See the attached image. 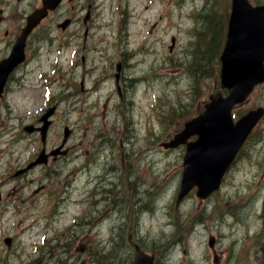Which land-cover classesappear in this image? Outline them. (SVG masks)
<instances>
[{
	"label": "rangeland",
	"instance_id": "obj_1",
	"mask_svg": "<svg viewBox=\"0 0 264 264\" xmlns=\"http://www.w3.org/2000/svg\"><path fill=\"white\" fill-rule=\"evenodd\" d=\"M205 1L65 0L34 30L27 62L0 97V264H131L133 242L156 264H264V117L204 200L192 190L176 205L184 146H162L219 88V66L197 72L202 78L189 67ZM39 4L0 0V58ZM50 98L62 101L48 146L67 125L68 155L14 176L41 147L24 127ZM258 105L264 83L234 108L235 118ZM118 116L125 132L118 155L105 159L108 148L89 155L86 141Z\"/></svg>",
	"mask_w": 264,
	"mask_h": 264
},
{
	"label": "water",
	"instance_id": "obj_2",
	"mask_svg": "<svg viewBox=\"0 0 264 264\" xmlns=\"http://www.w3.org/2000/svg\"><path fill=\"white\" fill-rule=\"evenodd\" d=\"M60 1L42 0V6L34 9L27 17L26 25L10 55L0 61V94L8 74L24 59L28 34L48 10L54 9ZM68 22L66 20L62 26L65 27ZM219 59L220 88L226 89V93L223 94L221 90L212 93L204 110L185 122L183 129L164 144L166 147L186 144L177 203L194 186L197 187L196 196L200 199L208 197L219 188L239 148L264 113V108L259 106L248 110L236 121L232 115L233 107L242 103L253 88L264 81V4L253 5L249 0L231 1L226 38ZM53 111L54 107L50 108L42 119H46ZM48 124L49 121L42 127V137L45 136ZM26 129L33 131L32 126ZM69 132L65 129L63 142ZM194 134L198 135L197 139L187 141ZM45 161V154L41 152L25 169ZM213 242L214 238L210 236L209 245L212 246ZM153 260V255L135 246L132 264H153Z\"/></svg>",
	"mask_w": 264,
	"mask_h": 264
},
{
	"label": "trees",
	"instance_id": "obj_3",
	"mask_svg": "<svg viewBox=\"0 0 264 264\" xmlns=\"http://www.w3.org/2000/svg\"><path fill=\"white\" fill-rule=\"evenodd\" d=\"M223 1H224V5L226 3V9H225V13L222 12V14H223V17L226 18L227 17V6L229 2L228 0H223ZM209 2H211L210 8L207 5V3ZM221 3H222V0H206L205 12L201 13L200 15V17L204 20V22H203L202 27L197 29V35H196L197 41L196 43H194V48L192 50L191 59L189 61V67L191 68V65H193L195 69L194 68L193 69L191 68V69L195 71L197 78L203 77V76L199 77V75H197V72L204 70L205 67H210L211 65L215 69L218 66L216 57L221 49V39L223 37V33L225 30V26H226V21L224 22V19L221 20L220 22L218 21V18L221 12H217L216 10L223 9V7L220 6ZM218 32H220L219 33L220 36L216 38L215 35L216 34L218 35ZM208 34H210L209 40L211 41L207 45L205 41L207 39ZM202 41L204 43L200 45ZM213 55H215V60H213ZM118 118H119L118 122H122L121 117L118 116ZM121 124L122 123L119 124L120 129H121ZM110 126L112 127L111 133L105 132L101 135L100 134L96 135L95 137L96 146H95V151L93 152L94 156L95 155L97 157L101 156L103 153H105L104 152L105 148L113 149L116 143L118 144V142L120 141V138L123 136L121 133L117 131L119 127L117 126L116 120L113 121Z\"/></svg>",
	"mask_w": 264,
	"mask_h": 264
},
{
	"label": "flooded vegetation",
	"instance_id": "obj_4",
	"mask_svg": "<svg viewBox=\"0 0 264 264\" xmlns=\"http://www.w3.org/2000/svg\"><path fill=\"white\" fill-rule=\"evenodd\" d=\"M55 104H57V107H58V102H55ZM56 114H57V111L54 113V115H53V121H52V124H51V126L50 127H52L53 126V124H54V122H55V116H56ZM47 144V143H46ZM57 145H59V144H55L54 146H52V147H50V148H47L46 147V150L48 149V150H50V149H52L53 147H56ZM62 157H64V156H62V155H60V154H58L57 156H53V157H51L50 159V163L52 162H56V161H59V160H61L62 159Z\"/></svg>",
	"mask_w": 264,
	"mask_h": 264
},
{
	"label": "bare ground",
	"instance_id": "obj_5",
	"mask_svg": "<svg viewBox=\"0 0 264 264\" xmlns=\"http://www.w3.org/2000/svg\"><path fill=\"white\" fill-rule=\"evenodd\" d=\"M111 186H110V189L113 191V188ZM107 192L110 193V190H108ZM250 222L252 223L253 221H250Z\"/></svg>",
	"mask_w": 264,
	"mask_h": 264
}]
</instances>
